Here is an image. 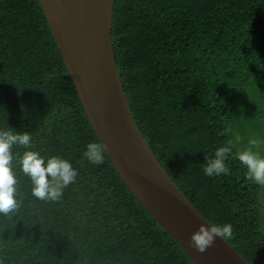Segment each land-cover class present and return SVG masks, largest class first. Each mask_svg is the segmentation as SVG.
<instances>
[{
  "label": "trees",
  "instance_id": "obj_1",
  "mask_svg": "<svg viewBox=\"0 0 264 264\" xmlns=\"http://www.w3.org/2000/svg\"><path fill=\"white\" fill-rule=\"evenodd\" d=\"M113 52L135 122L161 167L247 264H264V185L235 153L264 156V0H116ZM13 146L19 207L0 216V264H193L123 181L95 134L38 0H0V129ZM250 140L258 141L255 146ZM100 145L104 163L83 158ZM232 153L227 175L205 157ZM26 150L77 172L57 201L31 196Z\"/></svg>",
  "mask_w": 264,
  "mask_h": 264
},
{
  "label": "water",
  "instance_id": "obj_2",
  "mask_svg": "<svg viewBox=\"0 0 264 264\" xmlns=\"http://www.w3.org/2000/svg\"><path fill=\"white\" fill-rule=\"evenodd\" d=\"M38 1L84 112L131 192L193 264H247L219 236L203 252L190 243L210 223L161 167L135 122L110 36L116 0Z\"/></svg>",
  "mask_w": 264,
  "mask_h": 264
},
{
  "label": "clouds",
  "instance_id": "obj_3",
  "mask_svg": "<svg viewBox=\"0 0 264 264\" xmlns=\"http://www.w3.org/2000/svg\"><path fill=\"white\" fill-rule=\"evenodd\" d=\"M29 132H18L8 126L0 129V216L8 217L14 214L19 207L20 196L18 192V179L12 169L13 146H22L25 149L31 146ZM250 145L258 144L250 140ZM232 153L228 146L215 149L211 158L205 157L202 172L205 176L214 177L227 175L229 168L225 161ZM239 164L246 170V178L250 181L264 185V156L253 152L251 148L235 153ZM83 158L93 165L104 163V153L100 145L88 143L83 151ZM19 170L28 178L31 196L40 201H57L62 196V190L72 183L77 172L72 164L59 156L45 158L37 151L26 150L19 157ZM201 224L199 229L191 235L190 243L200 252L210 246L216 236L229 238L231 225Z\"/></svg>",
  "mask_w": 264,
  "mask_h": 264
}]
</instances>
